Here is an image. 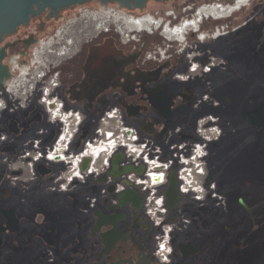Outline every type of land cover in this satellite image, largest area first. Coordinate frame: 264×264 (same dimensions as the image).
I'll return each mask as SVG.
<instances>
[{"label": "flooded vegetation", "instance_id": "obj_1", "mask_svg": "<svg viewBox=\"0 0 264 264\" xmlns=\"http://www.w3.org/2000/svg\"><path fill=\"white\" fill-rule=\"evenodd\" d=\"M81 5L74 4L53 13L46 7L30 16L26 24H19L12 33L3 35L0 39L3 77L10 79L16 75L18 66L27 64L28 80L41 72L43 82L55 78L56 93L63 101L64 108L79 113L84 129L102 112L117 104L127 120L153 122L158 130L164 120L151 106L150 100L156 93L167 92L175 95L171 101L168 128L175 108L190 105L195 93L186 86L176 92L169 89L170 61L162 56L146 59L145 42L141 36L137 40L136 36L126 40L111 27L99 29L93 22H85V28H79V31L75 30L78 24L68 29L64 25L61 35L53 40L52 51H43L39 55L40 63L34 64L32 48L39 39L37 34L52 28L66 10ZM245 9L250 15L244 20L240 19L235 26L220 24L222 20ZM141 15L153 17L157 27L138 32H150L162 26L164 39L178 42L183 47L189 32L192 36L196 35L199 42H204L250 29L253 37L252 53L264 54V0L205 2L196 13L176 24L171 23L172 19H166L164 23L163 18L148 13L135 16ZM209 19L212 20L213 29L206 31L203 25ZM55 35L56 32L51 36ZM141 42L143 46H140ZM25 71V68L20 69V78L26 74ZM225 100L230 99L225 97ZM263 102L264 97L260 102L255 101L257 104L248 111L257 109ZM218 106L224 104L219 101ZM43 117L42 110L33 104L19 116H11L6 120V127L10 120L15 121L18 132L12 134L22 138ZM252 128L257 132L256 127ZM263 133L264 128H261V135ZM82 135L84 137V131L79 140L83 139ZM3 149L1 153L8 152ZM45 168L48 171L44 175L38 171L31 181L19 172L8 175L6 164L0 161V264H156L148 257L146 245L125 229L126 216L123 212L102 207L100 202L95 207H89L86 195L95 194L94 187L77 185L68 191L48 188L55 170ZM11 176L18 178L11 179ZM245 210L249 213L247 208ZM116 217L117 222L114 224ZM209 223L208 218L206 226ZM248 243V238L240 237L225 249L223 259L215 260L211 255L201 261L195 260L200 252L199 246L190 242L186 245H192L196 251L185 257L181 255V264H243L242 256L236 258L235 254ZM256 246L264 247V238ZM241 254L244 255L243 252Z\"/></svg>", "mask_w": 264, "mask_h": 264}, {"label": "built area", "instance_id": "obj_2", "mask_svg": "<svg viewBox=\"0 0 264 264\" xmlns=\"http://www.w3.org/2000/svg\"><path fill=\"white\" fill-rule=\"evenodd\" d=\"M107 8L108 4H101L95 11L82 8L81 19H75L94 23L101 16L93 15ZM75 19L66 23L67 29L73 26ZM105 19L97 20L95 26L99 29L103 25L105 29L111 27L110 24L105 26ZM115 25V31L126 40L130 34L134 38L142 33L128 31L119 23ZM62 30L59 28L54 37L38 39L32 49L34 64L40 63L39 55L43 51H52L53 40L61 35ZM157 53V50L148 51L145 58L155 59ZM213 64L205 66L204 72H209ZM23 68L26 69L24 80L20 78V69ZM27 78L28 66L23 64L17 67L15 76L4 79L0 85V161L6 164L8 175L19 172L33 181L38 173L37 166L41 164L55 170L48 186L50 189L68 191L77 185L94 187L96 193L86 195L89 207L100 202L102 207L123 212L125 229L146 245L150 260L156 264H181L178 244L188 243L189 229L204 228L208 213L225 209L227 204L225 195L209 172L211 149L223 135L220 117L205 113L198 116L194 124L169 126L158 140L155 134L141 130L140 122L127 120L115 104L84 129L79 113L64 108L56 93L55 78L43 82L42 72L31 80ZM207 103L218 104L211 97L210 90L190 104L198 109ZM33 104L42 110L43 120L18 138L7 130V117L19 116ZM190 126L191 131L188 130ZM83 131L85 135L79 140ZM52 133V138L47 141ZM6 147L13 150L1 153ZM117 153H121L122 158L117 165L119 174L114 177L110 170ZM127 166H132V170L125 171ZM171 172L177 182V200L169 208L166 190ZM17 178L11 176V179ZM126 190L140 195L138 207L131 201L120 204L118 197Z\"/></svg>", "mask_w": 264, "mask_h": 264}, {"label": "rangeland", "instance_id": "obj_3", "mask_svg": "<svg viewBox=\"0 0 264 264\" xmlns=\"http://www.w3.org/2000/svg\"><path fill=\"white\" fill-rule=\"evenodd\" d=\"M211 1L213 0H147L142 9H127L116 2L107 4L109 8L120 7L126 14L148 13L163 18L164 23L167 22L166 19H172L171 23L176 24L182 18L190 17L203 3ZM227 2L231 0H221V3ZM101 4L92 0L66 10L52 28L38 33V38L43 40L68 21L80 18V9L95 11ZM249 15L245 9L242 13L236 12L231 18L222 20L220 24L235 26L240 19L244 20ZM76 22L73 24H78L76 31L85 28L83 21ZM115 24L117 23L111 22V29L115 30ZM203 26L206 31L213 29L212 20H207ZM249 30L244 29L240 33H229L204 42H199L197 36H192L189 32L184 43L186 47L180 46L178 42L165 40L161 33L162 26L153 33L144 31L136 35V40L141 36V40L145 42V53L157 50V56H163L170 61L172 68L167 83L172 92L180 91L186 86L194 91V99H198L210 90L211 97L224 104L219 107L218 104L213 106L207 103L198 109L191 104L177 107L169 124H194L198 116L214 113L220 117L223 129L219 143L211 149L209 172L210 177L216 180L219 190L226 196L227 207L208 213L210 223L205 228L189 229L188 243H196L200 248L195 260H204L211 255L215 260L223 259L225 249L241 237L248 238L249 243L240 252H236V258L242 256L240 259L243 264H264V247H255L264 238V133L257 141L256 132L245 117L248 110L257 104L254 102H260L264 97V54L252 53L253 37ZM211 62L214 65L210 71L204 72L205 66ZM225 97L230 100L226 101ZM9 118L11 116L7 120ZM188 130L191 131L192 127Z\"/></svg>", "mask_w": 264, "mask_h": 264}, {"label": "water", "instance_id": "obj_4", "mask_svg": "<svg viewBox=\"0 0 264 264\" xmlns=\"http://www.w3.org/2000/svg\"><path fill=\"white\" fill-rule=\"evenodd\" d=\"M91 0H0V39L5 34L12 33L19 24H26L30 16L35 13L44 10L46 7L51 9V13L56 12L58 9L69 7L74 4H84ZM102 4H107L109 2H116L120 7H126L129 9L139 8L142 9L147 0H96ZM161 1V0H156ZM110 47V46H109ZM109 47H107L109 49ZM104 47L101 48L103 50ZM0 85H2L3 73L0 67ZM175 95H170L167 92L156 93L154 98H151V106L159 113L163 118V125L157 130L156 124L153 122H146L140 124V129L153 133L156 135L158 140L162 139L164 132L167 128L168 121L171 117V101ZM130 116L134 114L129 113ZM245 117L251 126L256 127V140L258 141L261 135V128H264V102L255 110L249 111L245 114ZM34 120H39V118H33ZM15 121L10 120L7 126V130L10 133H17L18 129L15 126ZM53 136V133L48 137L49 141ZM83 137V135H82ZM4 151H12L13 148L6 147ZM122 154L117 153L112 160V169L110 173L115 177L119 174L118 162L121 160ZM37 170L41 175H44L48 170L39 164ZM125 171L132 170V166H127ZM100 180H103L101 178ZM177 182L174 173L171 172L169 177V184L166 190V203L169 208H172L177 200ZM111 189V188H110ZM120 204H124L126 201H131L135 207H138L141 202V197L138 193L130 190L124 191L118 197ZM124 217V214H121ZM120 215V216H121ZM119 216V215H118ZM117 222V217L113 221L115 224ZM111 237L108 236L107 239ZM179 251L182 256H188L195 253L196 249L192 245L180 244Z\"/></svg>", "mask_w": 264, "mask_h": 264}, {"label": "bare ground", "instance_id": "obj_5", "mask_svg": "<svg viewBox=\"0 0 264 264\" xmlns=\"http://www.w3.org/2000/svg\"><path fill=\"white\" fill-rule=\"evenodd\" d=\"M102 11H103L102 13H99L98 15L95 14L93 16H101L97 18L98 20H102L106 18L104 20L105 22L104 24H111V22L112 23L115 22L117 24L118 23L121 24L122 26L124 25L126 30L128 31L131 30L139 31V30H146L153 27H157V21L153 17H150L149 15L135 16L131 14H126L123 10L120 9V7H118L117 9L116 8L102 9ZM129 15H131L130 19H128ZM110 19H112L113 21ZM101 27H104V25Z\"/></svg>", "mask_w": 264, "mask_h": 264}]
</instances>
